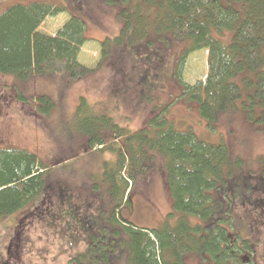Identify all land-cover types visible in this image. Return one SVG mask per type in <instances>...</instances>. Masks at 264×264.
I'll list each match as a JSON object with an SVG mask.
<instances>
[{"label":"trees","instance_id":"16d2710c","mask_svg":"<svg viewBox=\"0 0 264 264\" xmlns=\"http://www.w3.org/2000/svg\"><path fill=\"white\" fill-rule=\"evenodd\" d=\"M66 1L14 2L0 13L1 75L21 81L34 75L64 73L75 80L91 72L78 60L88 38L84 18L74 11L81 10L84 2L72 5V0ZM101 1L115 9L121 23L114 37L116 44L133 43L147 33L148 22L154 32L147 33V42L163 39L161 35L168 33L189 43L174 69L181 86L177 98L196 106L209 125L217 123L221 114L239 111L264 132V0ZM63 11L70 17L55 34L38 30L47 16ZM202 48L208 53L205 81L192 86L183 84L181 62L188 52ZM119 63L117 67H122ZM142 80L138 76L137 85ZM149 81V90L156 88L157 82L152 79L140 86H147ZM38 100L46 103V109L51 105L45 97ZM88 117L83 115L81 126L90 131L92 145L106 147L107 143L94 124L113 131L122 144L110 141L105 148L115 154L114 161L103 165V182L107 186L105 194L102 191L111 202L107 211L101 209L100 201L90 199L85 208L74 206L77 212L70 213L75 218L83 215L80 228L88 232L80 258H86L87 264H115L117 256L123 254L122 264H186L187 256L196 255L198 264H256V249L262 244L256 239L264 235V167L255 174H237L232 167H239L241 160L224 142H205L189 128L178 130L162 113L154 114L134 133L126 132L110 118L105 120V115L91 120ZM152 154L161 159L171 210L161 226L149 229L122 218L119 208L123 200L126 204L130 201L126 192L134 187L139 172L151 166ZM49 169L33 152L0 147V219L31 206L38 197L42 202L49 196ZM237 185L242 192L235 191ZM92 188L97 191L95 196L102 189L95 184ZM58 189L63 198L65 190ZM255 196L259 200L254 201ZM35 207L42 206L39 203ZM236 208L245 212L241 214ZM247 211L256 214L249 217ZM87 213L92 215L88 227ZM240 224L248 226L250 236L243 235Z\"/></svg>","mask_w":264,"mask_h":264},{"label":"rangeland","instance_id":"374dc122","mask_svg":"<svg viewBox=\"0 0 264 264\" xmlns=\"http://www.w3.org/2000/svg\"><path fill=\"white\" fill-rule=\"evenodd\" d=\"M28 1L0 0V13L14 2ZM44 1L61 3L63 0ZM83 2V8L74 11L84 18L88 38L78 60L91 72L75 80H70L64 73L34 75L21 81L0 74V147L35 153L49 165L52 187L46 188L49 196L42 202V197H38L31 206L0 219V264H87L86 258L78 256L87 243L84 237L88 232L80 228L83 215L78 214L75 218L70 213L77 212L74 206L79 205L81 210L85 208L90 199L95 203L100 201L101 209L107 211L111 202L104 196L107 185L103 182V165L114 161L115 154L105 148L110 141L121 145L122 139L113 135L110 129L94 124L107 143L106 147L105 144L92 145L90 131L81 126L84 114L90 116L88 120L105 115L108 118L105 120L110 118L125 127L126 132L134 133L140 131L154 114L162 113L178 130L189 128L205 142H224L234 157L241 160L239 167L235 164L232 167L237 174L243 171L255 174L264 167V132L249 123L241 112L221 114L217 123L209 125L200 117L196 106L177 98L181 86L174 77V69L178 66V58L189 46L187 41L163 33V39L147 42L150 37L147 33L154 32L148 22L147 33L138 36L133 43L116 44L114 37L118 36L121 23L115 9L101 0ZM76 3L79 4V0H72V5ZM69 17L65 11L49 15L38 30L53 35ZM102 42L106 52H103ZM207 57L205 48L186 54L180 67L183 84L192 86L205 81ZM118 61L122 67H117ZM138 76L143 78L139 85ZM148 79L157 82L151 91L150 81L147 86H140L146 85ZM39 97L50 100L48 109ZM150 163L146 171L139 172L134 187L126 192L125 197L130 199L128 204L123 200L119 208L122 218L149 229L161 226L171 210L161 159L152 154ZM132 183L131 180L128 185ZM94 184L102 187L96 196ZM61 187L65 190L63 198L58 193ZM235 191L243 190L238 186ZM253 200L259 198L253 197ZM39 203L42 207L36 209ZM235 211L245 212L238 208ZM254 213L247 215L250 217ZM52 215L63 216L54 218ZM86 216L85 226L88 227L92 215L87 213ZM240 225L243 235L250 236L248 226ZM62 229L65 232L62 233ZM247 238L254 241V238ZM256 242L263 244L264 235L260 234ZM262 244L256 249V264H264ZM197 259L196 255H189L186 264H198ZM122 263L123 254H120L115 264Z\"/></svg>","mask_w":264,"mask_h":264}]
</instances>
